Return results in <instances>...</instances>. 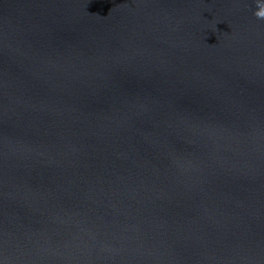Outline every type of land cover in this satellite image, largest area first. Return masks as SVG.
Here are the masks:
<instances>
[{
	"label": "water",
	"instance_id": "water-1",
	"mask_svg": "<svg viewBox=\"0 0 264 264\" xmlns=\"http://www.w3.org/2000/svg\"><path fill=\"white\" fill-rule=\"evenodd\" d=\"M256 0H0V264H264Z\"/></svg>",
	"mask_w": 264,
	"mask_h": 264
},
{
	"label": "clouds",
	"instance_id": "clouds-1",
	"mask_svg": "<svg viewBox=\"0 0 264 264\" xmlns=\"http://www.w3.org/2000/svg\"><path fill=\"white\" fill-rule=\"evenodd\" d=\"M258 10L254 13L258 19L264 20V0H256Z\"/></svg>",
	"mask_w": 264,
	"mask_h": 264
}]
</instances>
